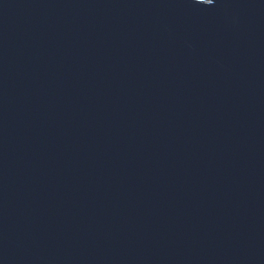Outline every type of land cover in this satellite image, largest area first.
I'll return each mask as SVG.
<instances>
[{
	"label": "clouds",
	"instance_id": "obj_1",
	"mask_svg": "<svg viewBox=\"0 0 264 264\" xmlns=\"http://www.w3.org/2000/svg\"><path fill=\"white\" fill-rule=\"evenodd\" d=\"M204 3L211 4L212 3V0H204Z\"/></svg>",
	"mask_w": 264,
	"mask_h": 264
}]
</instances>
